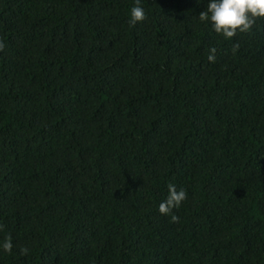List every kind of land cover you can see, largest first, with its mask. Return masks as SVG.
<instances>
[{"label":"trees","instance_id":"obj_1","mask_svg":"<svg viewBox=\"0 0 264 264\" xmlns=\"http://www.w3.org/2000/svg\"><path fill=\"white\" fill-rule=\"evenodd\" d=\"M135 3L0 0V264H264V19Z\"/></svg>","mask_w":264,"mask_h":264},{"label":"clouds","instance_id":"obj_2","mask_svg":"<svg viewBox=\"0 0 264 264\" xmlns=\"http://www.w3.org/2000/svg\"><path fill=\"white\" fill-rule=\"evenodd\" d=\"M146 18L145 10L141 6V0H136L135 6L130 11V24L135 26ZM201 22L209 23L215 33L222 35L225 39H231L237 33L249 32L257 20L264 19V0H207L206 9L199 14ZM2 47V45H0ZM215 52V49H212ZM210 61L214 60L209 55ZM186 198L184 190H177L176 186H168V195L161 201L159 211L169 214L178 208ZM174 220L178 217L173 216ZM13 244L10 239L0 242V250L11 251ZM24 253L27 249L22 250Z\"/></svg>","mask_w":264,"mask_h":264}]
</instances>
